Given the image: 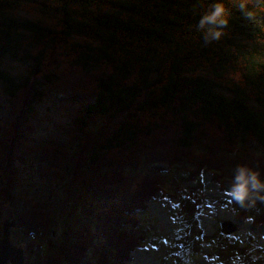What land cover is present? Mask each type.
Instances as JSON below:
<instances>
[{"label": "trees", "instance_id": "1", "mask_svg": "<svg viewBox=\"0 0 264 264\" xmlns=\"http://www.w3.org/2000/svg\"><path fill=\"white\" fill-rule=\"evenodd\" d=\"M5 57L29 63L26 76L4 71ZM0 83L13 109L11 152L49 93L80 104L71 150L42 148L39 176L67 180L71 162L67 198L96 206L94 226L67 232L46 264H85L90 252L88 264L132 261L144 246L136 215L164 194L141 168L191 161V179L208 173L219 190L225 165L264 176V163L240 151L264 150V0H0ZM198 142L210 155L195 159ZM219 150L232 161L217 160ZM49 216L35 205L13 218L42 236ZM253 224L264 225V214Z\"/></svg>", "mask_w": 264, "mask_h": 264}, {"label": "rangeland", "instance_id": "2", "mask_svg": "<svg viewBox=\"0 0 264 264\" xmlns=\"http://www.w3.org/2000/svg\"><path fill=\"white\" fill-rule=\"evenodd\" d=\"M1 65L18 79L30 69L29 63L11 57L1 59ZM79 105L68 95L49 93L36 105L28 125L17 133L19 146L11 152L13 109L0 83V159L7 152L10 163L4 165L9 172L0 168V190L6 194H0V242L4 222L12 221L14 215L35 205L50 215L49 228L42 236L27 235L18 223L11 229V246L23 251L24 264H46L47 256L70 240L67 232L71 234L83 225L94 226L96 206L75 207L67 198L66 168L71 162H66L62 171L67 180H43L39 176V168L47 167L42 148L59 145L71 150L69 136ZM193 148L195 159L205 153L210 155L204 142L194 144ZM246 149L258 165L264 163V150L252 145L240 148L247 158ZM218 155L217 160L222 158L225 164L234 157L228 150H219ZM197 165L187 160L174 167L155 163L137 171L158 176L164 194L136 215L139 227L133 233L144 238V246L126 264H264V225L253 224L255 217L264 214V176L235 172L225 165V187L219 190L208 173L191 179ZM243 211L248 213L244 219L239 217ZM222 221L236 224L237 231L223 235ZM94 255L90 252L85 264L94 262Z\"/></svg>", "mask_w": 264, "mask_h": 264}, {"label": "water", "instance_id": "3", "mask_svg": "<svg viewBox=\"0 0 264 264\" xmlns=\"http://www.w3.org/2000/svg\"><path fill=\"white\" fill-rule=\"evenodd\" d=\"M16 223L17 221L13 219L3 224V239L0 242V264H24L23 252L12 247L10 241L11 229ZM220 228L223 235H231L238 229L236 224L229 221H222L220 223Z\"/></svg>", "mask_w": 264, "mask_h": 264}]
</instances>
